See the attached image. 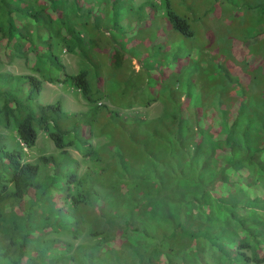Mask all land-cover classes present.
Masks as SVG:
<instances>
[{
  "label": "trees",
  "instance_id": "obj_1",
  "mask_svg": "<svg viewBox=\"0 0 264 264\" xmlns=\"http://www.w3.org/2000/svg\"><path fill=\"white\" fill-rule=\"evenodd\" d=\"M46 2L54 11L58 10V0ZM76 3L81 5L79 0ZM117 4L113 3L112 12L119 6ZM247 4L252 15L248 14L240 21L251 20L262 25V32L257 34L259 42H254V46L246 45L240 51L241 56H234L241 59L240 63L233 57L231 44L232 51L229 52L218 47L225 58L235 60L240 66L251 62L253 58L249 53L244 56L247 49L264 56V0H249ZM151 7L149 5L147 9L151 11ZM0 11L5 15L6 47L16 45L15 52L20 53L22 44H28L32 53L43 57L47 64L58 70L57 77L41 73L46 82L67 84L78 90L90 105L86 112L74 115L76 120L71 127L64 126L61 103L43 104L38 100L43 88L40 79L30 75L13 77L0 73V127H13L16 137L12 145L4 142L0 135V264H37L35 259L39 264H73V257L64 254L66 247L61 241L43 237L61 228H67L73 236H77L85 230L83 207L92 203L105 214L103 208L106 200L96 190L97 179L89 173L78 177L76 171L79 162L66 148L74 147L80 155L90 157L94 151L87 140L99 115L106 113L113 124H121L117 111L100 104L106 95L111 98L117 94L119 85L110 81L109 77L115 76L112 70H116L119 64L111 63L112 70L108 68L106 72L101 71V66L90 56L88 42L85 43L73 27L67 26L66 35L62 38L64 46L68 52L78 53L91 63V71L85 69L74 76L66 75L51 51L46 49L45 53H40L23 31L19 19H30L40 24V11L34 9L29 0H0ZM89 12L93 13V9ZM164 18L168 29L175 31L178 39H186L184 47L189 64L183 72V80L178 84L176 95L185 96L183 103H178L176 96H167L174 106L179 127L166 134L158 133L155 127L151 130L152 136L158 135V139H165L169 148L174 147L172 161L161 164L162 167L157 163L148 167L143 179L152 186L146 192L149 195L133 201L131 191L137 188V184L129 186L128 183L139 175L129 176L127 162L120 149L116 146L112 148L120 163L118 179L121 180H117L116 188L126 199L122 203L119 200L108 201L112 214H105L106 218L102 216L108 224L101 230L91 232V236L100 238V244L97 250L85 254L83 263L264 264V193L258 190L264 179V85L262 91L254 96L251 94L250 82L249 94L244 96L243 106L233 116L230 114V105L220 104L221 99L225 98L224 91H221L218 99L221 122L216 123V118L210 117L209 128L206 129L204 112L200 114L202 91L199 95L194 91V88H199L196 77L202 72V66L188 57L190 48L187 45L194 38L191 23L172 11L168 4ZM18 40L22 41L18 43ZM169 45L174 44L169 42ZM157 58H161V55ZM214 59L213 65L218 76L223 71L219 58ZM143 72L146 75L144 83H149L146 70ZM134 74L131 71L123 83L129 95L131 88L132 92L137 93L144 84L135 83L141 78L139 73L135 74L138 79L134 80L137 85L134 88ZM222 74L228 78V74ZM255 75L264 78V60ZM121 92L117 97L121 104L132 97L142 100L144 96L138 92V95L127 97L128 93H123L124 90ZM196 96H199L197 102L200 100L197 108L199 116L196 118L198 129L195 136L188 138L184 131L190 124L188 107ZM161 97L148 95L146 100L154 102L161 100ZM254 101L260 107H253ZM213 111L215 113L216 109ZM38 130L47 133L58 153L42 155L37 163L32 164L25 161L24 156L26 150L35 146ZM130 138L134 139L132 135ZM180 163L186 168H194L190 170L196 176L189 174L186 177ZM41 167L45 171L42 178ZM161 168L166 171L172 168V172L165 177ZM204 175L210 176L209 179L206 180ZM153 180L154 186L151 184ZM123 181L126 182L121 183ZM207 195L224 210V218L215 215ZM117 222L118 230L115 226ZM193 224L198 225L194 233L189 230ZM155 235L158 241L153 240ZM34 240H37L36 244ZM184 240L185 244H182ZM51 255L52 259L49 258Z\"/></svg>",
  "mask_w": 264,
  "mask_h": 264
},
{
  "label": "rangeland",
  "instance_id": "obj_2",
  "mask_svg": "<svg viewBox=\"0 0 264 264\" xmlns=\"http://www.w3.org/2000/svg\"><path fill=\"white\" fill-rule=\"evenodd\" d=\"M29 1L34 9L40 11V24L38 25L30 19H19L23 31L32 43L34 42L33 46L37 47L40 53H45L46 49L51 51V54L62 66L63 73L74 76L85 69L91 71V63L82 59L78 53L68 52L64 46L62 38L66 35L67 26L73 27L82 40L85 43L88 42L91 50L90 56L101 66V71L106 72L108 68L112 70L111 63L119 64L116 70H112L115 76L109 77L110 81L119 85L118 88L116 86L117 94L111 98L110 95H106L100 104L106 105L111 111H117L121 126L113 124L107 118L108 114L103 113L99 115L92 128L91 136L87 140V144L94 151L92 156L84 157L77 153L74 147L66 148L70 155L79 162L77 176L81 177L84 173H89L97 179L95 187L101 197L106 200L103 211L107 216H110L113 211L109 208V200H119L122 203L126 199L116 188L117 180L121 179H118L120 163L112 151L114 146L120 149L123 159L126 160L129 176L136 174L141 176L128 183L132 186L137 184V188L131 191L133 201H136L140 196L143 198L149 195L146 192L152 186L143 179L148 167L152 163H157L162 167L161 164L172 161L174 147L169 148L165 144L164 138L158 139V135L152 136L151 130L155 127L159 131L158 133L166 134L169 131H176V128L179 127L174 106L167 96L173 98L177 95L178 84L182 82L183 72L189 64L184 47L186 39L181 37L178 39L176 32L169 30L164 21L166 4L172 11L187 19L194 31V38L189 40L187 45L190 48L188 57L190 61L194 63L198 61L202 66V72L199 77H196L200 89L194 88V91L198 95L202 91L200 114L202 115L204 112L206 129L209 128L208 118L210 117L214 116L216 123L221 122L222 113L218 112V99L220 100L219 93L221 91H224L223 96L226 99L222 98L220 104L230 105V114L233 116V113L237 114V111L243 106L244 96L250 91V82L252 95L255 96L263 89L264 78L256 76L255 72L258 67L262 66L264 56L249 52L247 49L244 56L249 53L253 58L251 62L240 66L236 64L235 60L225 58L218 48L227 49L229 52L232 51L230 50L231 44L234 49L233 57H237V54L240 55V51L244 50L246 45L254 46V42H259L260 38L257 34L262 32V25L251 20L249 22L240 21L244 20L246 15H252L247 4L249 0H79L81 5H78L76 0H58V10L56 9V11L49 6L46 0ZM114 2H118L119 6L112 12ZM149 5L152 6L151 11L147 9ZM90 9H93V13L89 12ZM5 25V15L0 11V73L13 77L30 75L40 79L43 88L38 100L43 104L60 102L64 112L62 124L71 127L76 120L74 115L86 112L90 105L82 98L78 90L67 84L46 82L41 73L49 75V77H57L58 70L47 64L43 57L32 53L28 44H22L20 53L15 52L16 45L7 48ZM227 31L230 34L227 35ZM220 36L221 39H219ZM20 41L22 40L17 42ZM174 41L176 42L174 43ZM169 42L174 45H169ZM158 55H161V58H157ZM215 57L219 58L223 71L218 76L213 65ZM111 59L112 61H110ZM235 59L239 61L238 63L241 62V59ZM144 70L150 80L149 83H144V79H146ZM131 71L135 74L139 73L138 76L140 75L141 78L137 80L138 76L136 77L134 74L135 79H132V85L135 88L144 83L138 90L144 96L142 100L140 97H137L138 99L132 97L128 102H125V105L124 102L121 104L117 97L122 93L121 90H124L123 93L129 92L126 90L127 88H124L123 83ZM224 72L228 74L227 79L222 74ZM134 80L138 81L135 82L137 85ZM104 83L108 85L105 81ZM130 91V95L128 93L127 97L138 95V92H132L133 88ZM148 95L163 97L161 100L147 102ZM198 97H194L188 107L190 124L188 129H184L188 138L195 136L198 129L196 125V118L199 116L197 108L200 106V100L197 102ZM230 98L233 100L231 101ZM175 99H178V103H183L185 96L180 94ZM253 107H260V105L254 101ZM213 109H216L215 113H213ZM37 132L35 146L26 150L24 156L25 161L32 164L37 163L42 155H57L58 153L47 133L42 130ZM212 133L215 134V131ZM0 135L4 138V142L14 144L16 137L13 127L9 129L0 127ZM130 135L133 136V140ZM180 165L184 169L186 177L189 174L195 175L190 170L194 168H186L181 163ZM161 171L165 177H168L166 174L172 172V168L167 171L161 168ZM44 174L45 171L41 167L40 178ZM182 174L184 172L178 177ZM204 177L208 180L210 176L204 175ZM262 177L264 178V176ZM151 184L154 186V180ZM258 190H262L264 193V179L258 186ZM214 191L218 193V191ZM144 192L145 194H143ZM151 196L154 197V195ZM213 199L215 198L213 197ZM207 201L211 203L215 215L224 218V210L213 202L211 196L207 195ZM83 208L85 230L77 236H73L67 228H61L56 232H48L43 237L61 241L66 247L64 254L67 257H73V264H84L85 254L93 249L97 250L100 238L91 236V232L101 230L108 224L102 217L106 218V215L100 212L94 203ZM193 225L189 230L194 233L198 225ZM115 226L118 230L119 222ZM158 239L155 235L153 240L158 241ZM33 243L36 244L37 240H34ZM182 244H185V240L182 241ZM247 254L250 255V252L247 251ZM49 258L52 259L53 255ZM34 262L39 264L37 259Z\"/></svg>",
  "mask_w": 264,
  "mask_h": 264
}]
</instances>
